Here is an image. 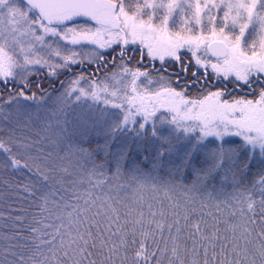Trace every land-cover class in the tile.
Wrapping results in <instances>:
<instances>
[{"label": "snow or ice", "instance_id": "6c2138e0", "mask_svg": "<svg viewBox=\"0 0 264 264\" xmlns=\"http://www.w3.org/2000/svg\"><path fill=\"white\" fill-rule=\"evenodd\" d=\"M0 264H264V0H0Z\"/></svg>", "mask_w": 264, "mask_h": 264}]
</instances>
